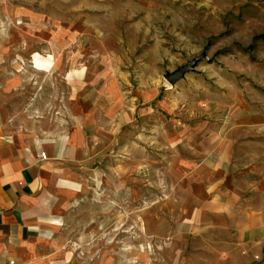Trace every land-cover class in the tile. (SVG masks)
I'll list each match as a JSON object with an SVG mask.
<instances>
[{"label": "rangeland", "instance_id": "1", "mask_svg": "<svg viewBox=\"0 0 264 264\" xmlns=\"http://www.w3.org/2000/svg\"><path fill=\"white\" fill-rule=\"evenodd\" d=\"M7 2L46 23L40 43L24 48L25 56L36 53L40 60L37 88L52 90L42 100L58 105L61 116L71 102L83 103L91 118L90 147L101 175L85 184L65 214L60 237L69 262L176 264L189 258L193 264H231L209 239L176 237L177 193L162 173L169 144L140 135L150 127L158 135L157 127L175 118L242 119L250 126L243 151L258 154L264 168V0ZM48 42L56 44L54 67L43 58ZM203 54L175 84L165 78ZM116 98L137 105L136 119L121 137L107 118ZM189 103L194 112H187ZM131 130L137 143L129 141ZM238 263L264 264V248Z\"/></svg>", "mask_w": 264, "mask_h": 264}, {"label": "crops", "instance_id": "2", "mask_svg": "<svg viewBox=\"0 0 264 264\" xmlns=\"http://www.w3.org/2000/svg\"><path fill=\"white\" fill-rule=\"evenodd\" d=\"M45 25L39 14L0 0V264H71L60 237L65 214L85 184L101 175L83 103L71 102L61 116L58 105L40 97L52 90L37 88L40 60L36 53L25 56L24 48L40 43ZM48 43L43 58L54 67L56 44ZM116 101L107 118L121 137L137 105ZM186 110L194 112L190 103ZM191 117L158 126V135L153 127L140 135L169 144L162 173L177 193L176 237L209 239L231 264L248 263L264 248V168L258 154L243 151L249 123ZM137 134L131 130L129 141H140ZM176 264L193 263L179 258Z\"/></svg>", "mask_w": 264, "mask_h": 264}, {"label": "water", "instance_id": "3", "mask_svg": "<svg viewBox=\"0 0 264 264\" xmlns=\"http://www.w3.org/2000/svg\"><path fill=\"white\" fill-rule=\"evenodd\" d=\"M205 55L197 56L193 59L188 60V62L184 65L179 66L175 70L171 72H167L165 74V78L171 83L175 84L179 79L183 78L187 73L195 70L197 64L201 61V59Z\"/></svg>", "mask_w": 264, "mask_h": 264}, {"label": "built area", "instance_id": "4", "mask_svg": "<svg viewBox=\"0 0 264 264\" xmlns=\"http://www.w3.org/2000/svg\"><path fill=\"white\" fill-rule=\"evenodd\" d=\"M41 156H42L43 158L45 157V155H44V153H43V152L41 153Z\"/></svg>", "mask_w": 264, "mask_h": 264}, {"label": "bare ground", "instance_id": "5", "mask_svg": "<svg viewBox=\"0 0 264 264\" xmlns=\"http://www.w3.org/2000/svg\"><path fill=\"white\" fill-rule=\"evenodd\" d=\"M171 86V85H170Z\"/></svg>", "mask_w": 264, "mask_h": 264}]
</instances>
